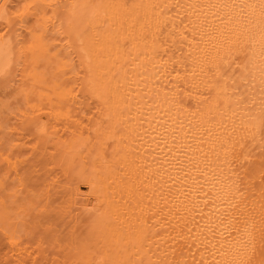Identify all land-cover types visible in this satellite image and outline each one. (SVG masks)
Returning a JSON list of instances; mask_svg holds the SVG:
<instances>
[{"label":"bare ground","instance_id":"6f19581e","mask_svg":"<svg viewBox=\"0 0 264 264\" xmlns=\"http://www.w3.org/2000/svg\"><path fill=\"white\" fill-rule=\"evenodd\" d=\"M0 264H264V0H0Z\"/></svg>","mask_w":264,"mask_h":264}]
</instances>
